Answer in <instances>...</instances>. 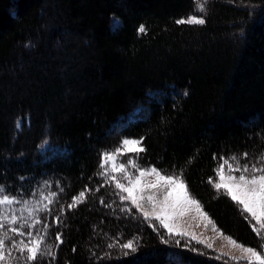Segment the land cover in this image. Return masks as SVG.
Instances as JSON below:
<instances>
[{"label": "trees", "instance_id": "1", "mask_svg": "<svg viewBox=\"0 0 264 264\" xmlns=\"http://www.w3.org/2000/svg\"><path fill=\"white\" fill-rule=\"evenodd\" d=\"M190 15L206 22H175ZM126 136L142 142L140 167L182 176L221 230L263 254L264 230L214 184L221 157L264 154V0H0V185L58 193L49 248L22 264H230L123 209L101 164ZM46 141L63 152L46 158Z\"/></svg>", "mask_w": 264, "mask_h": 264}, {"label": "snow or ice", "instance_id": "2", "mask_svg": "<svg viewBox=\"0 0 264 264\" xmlns=\"http://www.w3.org/2000/svg\"><path fill=\"white\" fill-rule=\"evenodd\" d=\"M198 9L200 12H203L204 5H198ZM175 22L177 24H204L206 21L202 17L190 15L186 20L180 19ZM139 31L144 32L145 27L141 25ZM140 144L141 141L139 140L124 139L121 146L114 152L104 153V163L101 164V167L103 168L108 162H111L113 172L124 173V179L127 180V185L116 180L114 176L112 177L115 181L116 188L120 189L122 193H127L126 196L122 195L120 198L121 200L131 201L132 205L141 212L145 220L153 219L158 221L160 226L166 229L169 235H189V233L173 223L178 216L184 214V211L189 206L193 207L203 219L208 220L209 218L206 213L202 211L199 201L190 196L187 187L181 178L172 175H162L155 167L142 169L136 165L135 161L129 160L127 165H131L139 173V176L133 178V176L127 172L126 164H116V158L123 150L137 153L144 151V149L140 147ZM243 155L247 157L248 153H244ZM221 159L223 162L218 165L216 170V175L219 177V181L214 184V187L218 191L223 189L233 202L241 206V210L244 213H247L248 216L259 225V229H257L255 225L252 226L253 231L259 234L260 229H264V154H261L258 162L251 164L248 162L241 164L236 156L227 159L221 157ZM226 168L227 172L225 171ZM236 173H239V175H236ZM151 175L156 177V183L147 185L143 184L142 178ZM156 188H163L162 198H158L155 194L151 193L144 195L146 189ZM2 191H4V189L0 187V192ZM84 198L85 193L81 191L78 196L73 197V203L69 204L68 207L71 208L74 207L77 202H83ZM13 200L14 198L4 195L0 198V204H11L13 203ZM144 200H146L151 206V211L145 210L142 206L141 201ZM49 202L51 203V200H49ZM101 203H103V200ZM56 219L58 221L59 217ZM5 222L14 225L17 223V217L13 216L10 221L7 217L0 218V229L4 228ZM41 222L42 221L40 220L35 221V223ZM209 222L211 221L209 220ZM23 227H25V225H21V228ZM27 227H34V224L27 225ZM47 227L48 225H45V229ZM213 227L215 229V225H213ZM10 231L16 236H29L27 242L24 240H20L19 242L12 240L11 249L24 254L27 262H36L41 254L40 249L41 244L43 243V238L37 237L33 239L31 238L30 232L26 233L16 227H12ZM226 238L230 244L241 248L246 254L242 259L247 260V264H264V255H261L259 251L252 247H245L238 244L237 241L230 236ZM56 239L59 240L60 236L57 235ZM193 239H195L194 236ZM5 243L6 239L0 237V262L6 261ZM120 246L123 249L131 251L136 250V244L133 240H128ZM207 246L211 247L210 244ZM109 247H113V245L109 244ZM262 247H264V245H262ZM10 255L11 253L9 251L7 257H10ZM233 259L236 258L233 257Z\"/></svg>", "mask_w": 264, "mask_h": 264}, {"label": "rangeland", "instance_id": "3", "mask_svg": "<svg viewBox=\"0 0 264 264\" xmlns=\"http://www.w3.org/2000/svg\"><path fill=\"white\" fill-rule=\"evenodd\" d=\"M198 13H202L198 9ZM198 17H202L199 16ZM203 18V17H202ZM120 21L116 20V25H119ZM67 29L62 28L61 29V39H57V43H64L65 40V33ZM148 108L140 107L136 109L135 113L127 116V117H122L118 122L115 123V125L111 129V133H117L124 131L128 126L132 125L136 121H138L141 118H145L148 114ZM19 126H22V122L19 123ZM18 126V127H19ZM124 139H129V140H139L136 138L132 137H124L122 138V141ZM141 141V140H139ZM140 147L143 148L142 142L140 144ZM40 152L46 157L49 158L51 155H56L59 153H62L63 151L61 150L60 147L52 145L49 141H46L40 148ZM116 149L109 151L114 152ZM140 152H128L127 150H123L121 154H119L116 158V164H126L129 160L135 161L136 165L139 166L137 162V155ZM102 163H104V156ZM140 167V166H139ZM142 168V167H140ZM144 168H152V167H144ZM143 169V168H142ZM158 169V168H157ZM127 172L135 178L136 176H139V173L136 171L135 168H133L131 165H127L126 168ZM159 170V169H158ZM162 175H172L181 178L183 181L184 179L182 176L174 173H164L161 170H159ZM227 172V171H226ZM103 173L104 176H110V177H115L116 180H119L121 183H124L127 185V180L124 179V173L123 172H113L112 170V163L108 162L104 167H103ZM237 175V174H236ZM113 180V179H112ZM114 181V180H113ZM219 181V178L217 182ZM142 183L147 185L151 183H156V177L154 175L151 176H145L142 178ZM187 191L189 192L190 196L194 199H196L191 192L188 189V186L186 182L184 181ZM115 185V181H114ZM4 189V191L0 192V198H2L4 195L9 196L10 198H14L13 203L11 204H0V218L7 217V219L10 221L13 216L17 217V223L16 224H10L5 222L4 228L0 229V237H4L6 239L5 243V249H6V261L5 262H0V264H22V261L25 259V255L21 254L19 251L11 249V243L12 240H15L19 242L20 240L28 241L29 236L25 235L23 237L16 236L13 234L10 229L12 227L20 228L22 231L26 233H31V238H37V237H42L43 238V243L41 244V249L40 252L45 249H48L50 244H47V238H48V228H45L43 226V222L41 223H35V221L40 220V221H45L48 218L49 212L52 210V206L54 205V201L57 198V192L51 190V181L47 180L45 182H42L40 185H37L36 189H34L29 195L24 194L26 193L21 186H18L17 188V194L11 192L9 190V186L2 184L0 185ZM39 187V188H38ZM223 190V189H222ZM116 191L119 192L120 197L122 195H127V193H122L120 189H116ZM224 191V190H223ZM81 192V191H80ZM85 194L88 192H84ZM155 194L158 198H162L163 195V188H156V189H146L144 192V195L147 194ZM79 195V193H78ZM75 195V196H78ZM87 196L85 195L86 199ZM83 199V200H84ZM51 200V203L49 202ZM197 200V199H196ZM73 203V198L72 201ZM122 202L125 204L123 206V209H129V210H134L138 212L140 215L141 212L132 205L131 201L128 200H122ZM81 203L77 202L76 204ZM200 203V202H199ZM76 204L72 209L74 210L76 207ZM142 206L145 208V210L151 211V206L147 203L146 200L141 201ZM79 205V204H78ZM201 209L204 213H206L207 217L209 218L208 220L203 219L197 211L189 206L185 211L184 214L181 216H178L173 223L179 227H181L185 232L189 233V235L186 236H178L173 234L172 236L174 237L169 238V241L172 242L173 244L175 243L176 245L184 241L185 244L191 245V243H201L203 245H211V247H208L209 249L213 250L216 252L217 255L223 256L226 258L227 262L230 264H247V260L242 259L246 254L241 250V248L236 247L232 244L229 243L228 239L226 237L230 236L226 234L223 230H221L214 222V220L211 218V216L204 210L203 206L201 205ZM143 216V215H142ZM144 218V217H143ZM209 220L211 222H209ZM145 222H148V224L153 225L162 235V231H166L163 227L160 226L158 221H155L153 219L145 220ZM256 223V222H255ZM34 227H27V225H33ZM21 225H25V227L21 228ZM215 225V229L213 227ZM41 226L43 228H41ZM256 227L259 228V225L256 224ZM162 230V231H161ZM264 230V229H260ZM6 234V237H5ZM193 236L195 239H193ZM233 238L232 236H230ZM51 238V237H50ZM236 240L235 238H233ZM191 241V243H190ZM202 241V242H198ZM237 241V240H236ZM238 244H241L245 247H250L247 245H244L241 242H238ZM255 249V248H254ZM10 251L11 255L10 257H7V253ZM261 255H264V253H260ZM235 257L236 259H233ZM18 258V259H17ZM176 258V256H175ZM178 260V258H176ZM30 263V262H28Z\"/></svg>", "mask_w": 264, "mask_h": 264}]
</instances>
